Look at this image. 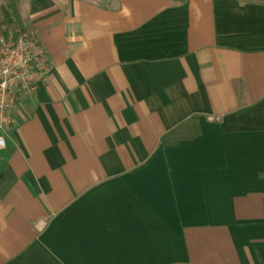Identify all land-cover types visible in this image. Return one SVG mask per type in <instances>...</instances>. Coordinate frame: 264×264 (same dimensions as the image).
<instances>
[{
    "label": "crops",
    "instance_id": "crops-1",
    "mask_svg": "<svg viewBox=\"0 0 264 264\" xmlns=\"http://www.w3.org/2000/svg\"><path fill=\"white\" fill-rule=\"evenodd\" d=\"M12 6L51 71L0 150V264H264V0H0V37Z\"/></svg>",
    "mask_w": 264,
    "mask_h": 264
},
{
    "label": "built area",
    "instance_id": "built-area-1",
    "mask_svg": "<svg viewBox=\"0 0 264 264\" xmlns=\"http://www.w3.org/2000/svg\"><path fill=\"white\" fill-rule=\"evenodd\" d=\"M51 65L43 44L28 31L10 28L0 37V150L19 123L18 100L46 82Z\"/></svg>",
    "mask_w": 264,
    "mask_h": 264
},
{
    "label": "trees",
    "instance_id": "trees-1",
    "mask_svg": "<svg viewBox=\"0 0 264 264\" xmlns=\"http://www.w3.org/2000/svg\"><path fill=\"white\" fill-rule=\"evenodd\" d=\"M11 12H9L7 9L4 10V16H5V21H4V26L5 28L3 29V34H7L8 29L10 28H20L21 30L25 31L26 29L23 27L20 19H19V14L17 11V8L15 6L11 7ZM13 15V16H12Z\"/></svg>",
    "mask_w": 264,
    "mask_h": 264
},
{
    "label": "rangeland",
    "instance_id": "rangeland-1",
    "mask_svg": "<svg viewBox=\"0 0 264 264\" xmlns=\"http://www.w3.org/2000/svg\"><path fill=\"white\" fill-rule=\"evenodd\" d=\"M5 27V26H4Z\"/></svg>",
    "mask_w": 264,
    "mask_h": 264
}]
</instances>
